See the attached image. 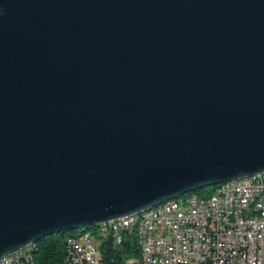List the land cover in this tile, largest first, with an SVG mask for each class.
Listing matches in <instances>:
<instances>
[{
	"label": "water",
	"instance_id": "95a60500",
	"mask_svg": "<svg viewBox=\"0 0 264 264\" xmlns=\"http://www.w3.org/2000/svg\"><path fill=\"white\" fill-rule=\"evenodd\" d=\"M264 171V0H0V259Z\"/></svg>",
	"mask_w": 264,
	"mask_h": 264
},
{
	"label": "built area",
	"instance_id": "2783aa9c",
	"mask_svg": "<svg viewBox=\"0 0 264 264\" xmlns=\"http://www.w3.org/2000/svg\"><path fill=\"white\" fill-rule=\"evenodd\" d=\"M264 177L220 186L207 196L190 194L176 206L154 211L148 218L123 219V227L100 223L97 235L68 239L66 264H111L115 253L131 240L136 254L123 264H264ZM137 229V238L128 231ZM24 261V246L7 254L3 264Z\"/></svg>",
	"mask_w": 264,
	"mask_h": 264
},
{
	"label": "trees",
	"instance_id": "16d2710c",
	"mask_svg": "<svg viewBox=\"0 0 264 264\" xmlns=\"http://www.w3.org/2000/svg\"><path fill=\"white\" fill-rule=\"evenodd\" d=\"M207 188L208 187H204L188 194L207 196L212 192L206 191ZM88 229H90V227ZM88 229H65L38 239L35 242L32 264H66L68 257V239L75 237V235H79L82 231H86ZM135 254L136 249L134 244L131 240H128L125 245L115 253L114 260L111 264H123L125 259Z\"/></svg>",
	"mask_w": 264,
	"mask_h": 264
},
{
	"label": "bare ground",
	"instance_id": "6f19581e",
	"mask_svg": "<svg viewBox=\"0 0 264 264\" xmlns=\"http://www.w3.org/2000/svg\"><path fill=\"white\" fill-rule=\"evenodd\" d=\"M261 177H264V171L249 177H243V178L225 181L215 185L211 193H218V190H220V186L232 185L233 182H242L243 179H261ZM187 198H190V194L189 195L184 194L175 199L163 202L148 210H143L141 212L133 213L132 218L151 217V214H154V211H160L161 209L167 206H176V200L187 199ZM256 217H264V209H256ZM89 227L90 229H88ZM89 227L88 228L84 227L88 230L82 231L78 236L75 235V237L70 238V240H85L87 239V235H97V230H100V223L98 225L89 226ZM117 227H123V219H114L113 221H109V228H117ZM128 238H137V229H130V231H128ZM34 250H35V242H31L24 245V261H33ZM5 262H6V256L0 259V264H3Z\"/></svg>",
	"mask_w": 264,
	"mask_h": 264
},
{
	"label": "rangeland",
	"instance_id": "374dc122",
	"mask_svg": "<svg viewBox=\"0 0 264 264\" xmlns=\"http://www.w3.org/2000/svg\"><path fill=\"white\" fill-rule=\"evenodd\" d=\"M207 187H208V188H207L206 191L210 192V191L213 190V187H214V186H207ZM189 193H192V192H189ZM185 195H189V194L187 193V194H185ZM77 235H78V234H77Z\"/></svg>",
	"mask_w": 264,
	"mask_h": 264
}]
</instances>
